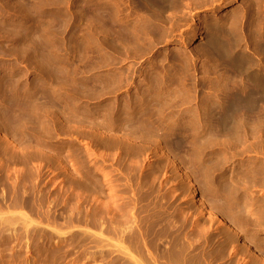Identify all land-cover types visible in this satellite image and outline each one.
Returning <instances> with one entry per match:
<instances>
[{
	"label": "rangeland",
	"instance_id": "obj_1",
	"mask_svg": "<svg viewBox=\"0 0 264 264\" xmlns=\"http://www.w3.org/2000/svg\"><path fill=\"white\" fill-rule=\"evenodd\" d=\"M160 1L147 0L146 7L144 0H0V70L14 73L0 77V264H110L108 251L117 253V244L130 264H264V135L255 125L247 140L242 131L237 142L219 140L199 119L220 77L227 83L246 77L228 69L210 41L233 44L231 52L252 56L256 68L264 0ZM128 131L133 138L123 135ZM174 134L184 143L170 141ZM162 144L191 167L211 206L232 219L240 231L234 243L232 231L191 195ZM225 180L236 185L219 189ZM109 219L122 229L109 231ZM131 223L141 237L132 239Z\"/></svg>",
	"mask_w": 264,
	"mask_h": 264
},
{
	"label": "bare ground",
	"instance_id": "obj_2",
	"mask_svg": "<svg viewBox=\"0 0 264 264\" xmlns=\"http://www.w3.org/2000/svg\"><path fill=\"white\" fill-rule=\"evenodd\" d=\"M115 1V0H114ZM132 1V0H131ZM135 1H138V0H135ZM143 0H141V2H142ZM158 1H160V0H158ZM162 1V0H161ZM160 1V2H161ZM166 1H168V0H165V1H162V2H166ZM180 1V0H179ZM59 2V1H58ZM57 2V3H58ZM61 2V1H60ZM147 3V5H148V2H147V0L145 1L144 0V2L143 3H141V4H144V3ZM153 2V1H152ZM117 3V2H116ZM146 3H145V5L144 6H146L147 7V5H146ZM153 3H155V2H153ZM153 3H150V4H153ZM157 3H159V2H157ZM156 3V4H157ZM109 4V3H108ZM150 4H149V6H150ZM163 4V3H162ZM182 4V3H181ZM68 5V4H67ZM112 5V4H111ZM114 5V4H113ZM119 5V4H118ZM128 5V4H127ZM166 5V4H165ZM176 5V4H175ZM56 6V5H55ZM61 6V5H60ZM142 6V5H141ZM154 6V5H153ZM112 7V6H111ZM117 7V6H116ZM146 7H145V9H146ZM152 7V6H151ZM151 7H148V9L150 8V9H153V8H151ZM155 8V7H154ZM163 8V7H162ZM36 9V8H35ZM132 9H133V7H132ZM109 10V9H108ZM118 10V9H117ZM135 10H137V9H135ZM140 10V9H139ZM142 10V9H141ZM147 10V9H146ZM134 11V10H133ZM112 12V11H111ZM114 12V11H113ZM122 12V11H121ZM157 12V11H156ZM28 13V12H27ZM119 13V12H118ZM34 14V13H33ZM75 14V13H74ZM114 14H116V13H114ZM114 14H112V15H114ZM164 14V13H163ZM110 15V14H109ZM183 15V14H182ZM107 16V15H106ZM116 16V15H115ZM139 16V15H138ZM36 17V16H35ZM108 18H109V16H107ZM106 17V18H107ZM129 17V16H128ZM145 17V16H144ZM151 17V16H150ZM150 17H147V18H150ZM60 18V17H59ZM70 18V17H69ZM102 18L104 19V16H102ZM105 18V19H106ZM111 18V17H110ZM113 18H114V16H113ZM92 19V18H91ZM127 19V18H126ZM129 19V18H128ZM137 19V18H136ZM167 19V18H166ZM106 20H109V19H106ZM106 20H104L105 22H106ZM135 20V19H134ZM148 20H150V19H147V21ZM164 20V19H163ZM36 21V20H35ZM104 21H101L100 20V23L99 24H103L104 23ZM110 21V20H109ZM112 21V20H111ZM145 21H146V19H145ZM159 21V20H158ZM83 22V21H82ZM101 22H103V23H101ZM113 22V21H112ZM129 22V21H128ZM131 22V21H130ZM129 22V23H130ZM56 23V22H55ZM98 23V22H97ZM96 23V24H97ZM124 23H126L125 21H124ZM133 22H131V24H132ZM258 23V22H257ZM85 24V23H84ZM95 24V23H94ZM107 24H109V23H107ZM128 24V23H127ZM130 24V25H131ZM144 24V23H143ZM151 24V23H150ZM73 25V24H72ZM104 25L105 24H103V27H104ZM125 25V24H124ZM129 25V26H130ZM258 25V24H257ZM57 26V25H56ZM134 26H135V24H134ZM142 26V25H141ZM88 27V26H87ZM102 27V26H101ZM136 27V26H135ZM94 28V27H93ZM130 28V27H129ZM146 28V27H145ZM46 29V28H45ZM87 29V28H86ZM111 29V28H110ZM137 29V28H136ZM149 29V28H148ZM139 30V29H138ZM146 30V29H145ZM162 30V29H161ZM228 30V29H227ZM113 31V30H112ZM137 31V30H136ZM160 31V30H159ZM94 32V31H93ZM121 32V31H120ZM131 32V31H130ZM157 32V31H156ZM214 32V31H213ZM118 33V32H117ZM255 33V32H254ZM86 34V33H85ZM89 34V33H88ZM91 34V33H90ZM140 34V33H139ZM142 34V33H141ZM149 34V33H148ZM151 34V33H150ZM215 34H216V32H215ZM135 35V34H134ZM138 35V34H137ZM145 35V34H144ZM217 35V34H216ZM246 35V34H245ZM114 36V35H113ZM37 37V36H36ZM133 37H135V36H133ZM132 37V38H133ZM142 37V36H141ZM200 37V36H199ZM216 37V36H215ZM230 37V36H229ZM78 38V37H77ZM127 38V37H126ZM156 38V37H155ZM83 39V38H82ZM134 39V38H133ZM115 40V39H114ZM147 40V39H146ZM90 41V40H89ZM119 41V40H118ZM129 41V40H128ZM131 41V40H130ZM233 41V40H232ZM241 41V40H240ZM82 42V41H81ZM53 43V42H52ZM218 43V38L216 37L215 39H213L212 41H210V43H209V46L210 47H212L213 49L214 48H216L217 46H219L221 49H220V53H221V55H222V57H223V59H224V62H223V59H222V62L223 63H225V66H227L228 67V69H230L232 72H234V70L235 71H237V72H240L241 74H243V76H246V77H244V79H243V77H240V76H238V77H240V78H236V81H235V79L233 80V81H235V82H233V83H227V81L229 82V79L230 78H228V80L226 81V77H220V80H221V83H220V87H217V85H216V90L214 89V90H212V91H214V92H212V93H208L207 94V97H206V104L207 105H205V108L203 109L204 111H203V114H201V116H200V121L202 120L203 122H201V124H204V126H206L208 129H207V133H209V134H211V133H214L215 135H213V136H217L218 137V139L220 140V139H222V138H220V137H222L223 135H225V138H227L226 137V135L227 136H229V138H230V136H231V138L233 139V137H235V138H237V139H240V137H241V131H242V136H243V139H245L246 138V136L247 135H249V128H251L252 130H254L252 127L254 126V127H256V128H258L259 130H260V132H259V134L260 135H264V35H262V37H261V39H260V43H259V49L261 50V53H262V55H263V58H260L262 61L260 62V64L258 63V62H256V64H259L258 66H256V68H255V63H254V61L255 60H253V59H251L252 58V56H251V58L250 57H242V56H238L237 54H235V53H232L231 52V48L233 47V44H232V46L230 47V48H228V46L226 47V46H223V47H221V44H217ZM228 43V42H227ZM229 43H230V41H229ZM231 43H233V42H231ZM230 43V44H231ZM62 45V44H61ZM125 45V44H124ZM243 45H244V43H243ZM70 46V45H69ZM76 46V45H75ZM74 47V46H73ZM85 47V46H84ZM97 47V46H96ZM101 47V46H100ZM123 47V46H122ZM147 47V46H146ZM71 48V47H70ZM87 48V47H86ZM125 48H127V47H125ZM234 48V47H233ZM65 49V48H64ZM74 49V48H73ZM84 49V48H83ZM212 49V50H213ZM217 49H219V48H217ZM202 50V49H201ZM43 51V50H42ZM145 51V50H144ZM180 53V52H179ZM87 54H88V52H87ZM216 54V53H215ZM245 54V53H244ZM251 54V53H250ZM72 55V54H71ZM213 55V54H212ZM37 56V55H36ZM64 56V55H63ZM186 56V55H185ZM214 56V55H213ZM218 56V55H217ZM179 57V56H178ZM188 57V56H187ZM215 57V56H214ZM55 58V57H54ZM185 58V57H184ZM65 59V58H64ZM159 60V59H158ZM221 60V59H220ZM59 61V60H58ZM177 61V60H176ZM259 61V60H258ZM221 62V63H222ZM192 63V62H191ZM183 64V63H182ZM187 64V63H186ZM227 64V65H226ZM224 65V64H223ZM188 66V65H187ZM4 67V66H3ZM3 67H1L2 68V70H0V77H7L8 78V76H11L12 74H14L13 73V71H11V70H6L5 68H3ZM217 67V66H216ZM222 67V66H221ZM209 68H210V66H209ZM223 68V67H222ZM38 69V68H37ZM51 69V68H50ZM190 69V68H189ZM227 69V68H226ZM227 69V70H228ZM65 70V69H64ZM70 70V69H69ZM188 70V69H187ZM229 70V71H230ZM1 71H3V74L1 73ZM228 71V72H229ZM67 72V71H66ZM184 72V71H183ZM236 72V73H237ZM56 73V72H55ZM207 73V72H206ZM162 74V73H161ZM239 74V73H238ZM157 75V74H156ZM156 75H154V77L156 76ZM240 75V74H239ZM45 76L46 75H44V78H45ZM170 76V75H169ZM232 76H234L233 74H232ZM252 76V77H251ZM13 77V76H12ZM47 77V76H46ZM51 77V76H50ZM153 77V76H152ZM156 77H158V75L156 76ZM155 77V78H156ZM171 77V76H170ZM189 77V76H188ZM236 77V76H235ZM52 78V77H51ZM143 78V77H142ZM141 78V79H142ZM151 78V77H150ZM159 78V77H158ZM161 78V77H160ZM159 78V79H160ZM246 78V79H245ZM41 79H42V77H41ZM41 79H39V80H41ZM47 80H48V78H46ZM50 79V78H49ZM113 80H114V77L112 78ZM162 79V78H161ZM159 80V81H162V80ZM177 79V78H176ZM233 79V78H232ZM47 80H44V82L46 83L47 82ZM73 80V79H72ZM123 80V79H122ZM156 80V79H155ZM173 80V79H172ZM1 81H3V83H4V80H1ZM6 81V80H5ZM38 81V80H37ZM41 81H43V80H41ZM49 81V80H48ZM111 81V80H110ZM177 81V80H176ZM181 81V80H180ZM183 81H184V79H183ZM187 81V80H186ZM232 81V80H231ZM39 82V81H38ZM113 82H116V78H115V80L113 81ZM153 82V81H152ZM151 82V83H152ZM154 82H156V81H154ZM157 82H158V79H157ZM170 82V81H169ZM189 82V81H188ZM2 82H0V84H1ZM41 84L43 83V82H40ZM44 83V84H45ZM49 83V82H48ZM51 83V82H50ZM53 83V82H52ZM81 83V82H80ZM86 83V82H85ZM150 83V84H151ZM185 83V82H184ZM12 84V83H11ZM43 84V86H45ZM74 84V83H73ZM77 84V83H76ZM116 84L118 85V83L116 82ZM149 84V83H148ZM158 84V83H157ZM160 85L162 84V82H160L159 83ZM158 84V85H159ZM168 84V83H167ZM2 85V84H1ZM47 85H49L50 86V84H47ZM52 85V84H51ZM112 85H114V84H112ZM121 85V84H120ZM140 85V84H139ZM146 85V84H145ZM157 85V86H158ZM159 85V86H160ZM183 85V84H182ZM190 85V84H189ZM11 86V85H10ZM38 86V85H37ZM60 86V85H59ZM74 86V85H73ZM93 86V85H92ZM148 86V85H147ZM146 86V87H147ZM156 86V87H157ZM158 86V87H159ZM162 86V85H161ZM160 86V87H161ZM219 86V85H218ZM7 87V86H6ZM5 87V88H6ZM57 87V86H56ZM55 86H54V89H57ZM115 87V86H114ZM157 87V88H158ZM178 87V86H177ZM187 87V86H186ZM119 88V87H118ZM155 88V87H154ZM48 89V88H47ZM102 89V88H101ZM104 89V88H103ZM147 89H149L148 87H147ZM151 89V88H150ZM150 89H149V92H150ZM187 89V88H186ZM188 89H190V88H188ZM87 90V89H86ZM91 90V89H90ZM152 90V89H151ZM159 90V89H158ZM172 90V89H171ZM32 91V90H31ZM47 91V90H46ZM57 91V90H56ZM56 91H55V93H56ZM102 91V90H101ZM47 92H49V91H47ZM93 92V91H92ZM152 92V91H151ZM150 92V93H151ZM172 92V91H171ZM198 92V91H197ZM32 93V92H31ZM43 92H41L40 93V95L42 94ZM50 94H51V92H49ZM52 93H53V90H52ZM145 93H147V91L145 92ZM145 93H143V95H145ZM149 93V94H150ZM154 92H152V94H153ZM189 93V92H188ZM45 94V93H44ZM57 94V93H56ZM56 94H54V95H56ZM75 94V93H74ZM148 94V93H147ZM146 94V95H147ZM148 94V95H149ZM156 94V93H155ZM155 94L154 95H150V96H152L153 98L155 97ZM190 94H191V92H190ZM40 95H37V97H41ZM47 95V94H46ZM53 95V96H54ZM58 95V94H57ZM56 95V96H57ZM72 95V94H71ZM147 95V96H148ZM182 95V94H181ZM28 96V95H27ZM59 96V95H58ZM134 96V95H133ZM132 96V100H133V97ZM162 96V95H161ZM6 97V96H5ZM44 97V96H43ZM42 97V98H43ZM50 97H52L51 95H50ZM55 97V96H54ZM89 97V96H88ZM130 97V99H131V96H129ZM128 97V98H129ZM151 97V98H152ZM167 97V96H166ZM170 97V96H169ZM35 98V97H34ZM41 98V102H42V99ZM46 98H48V97H45V99ZM53 98V97H52ZM59 99H56V97H55V99L58 101V100H60V97H58ZM65 98V97H64ZM147 98V97H146ZM197 98V97H196ZM38 99V98H37ZM49 99V98H48ZM47 99V100H48ZM51 99V98H50ZM54 99V98H53ZM149 99V98H148ZM155 99V98H154ZM180 99V98H179ZM190 99V98H189ZM12 101H13V99H11ZM15 100V99H14ZM39 100V99H38ZM52 100V99H51ZM50 100V101H51ZM55 100V101H56ZM70 100V99H69ZM127 100V99H126ZM161 100V99H160ZM159 100V101H160ZM172 100V99H171ZM176 100V99H175ZM25 101V100H24ZM50 101H48L49 103H50ZM52 101H54V100H52ZM51 101V102H52ZM56 101V102H57ZM62 101H63V99H62ZM67 101V100H66ZM72 101V99L69 101V102H71ZM77 101V100H76ZM75 101V102H76ZM114 101V100H113ZM125 101V100H124ZM128 101H130L129 99H128ZM29 102V101H28ZM32 102V101H31ZM38 102V101H37ZM40 102V101H39ZM46 102V101H45ZM64 102H65V99H64ZM11 103V102H10ZM12 103H14V102H12ZM12 103L11 104H9V105H11V107H9V105H8V107L9 108H13L14 106V104L12 105ZM132 103V102H131ZM134 103H136V101L134 102ZM157 103H158V101H157ZM184 103V102H183ZM6 104V103H5ZM51 104H53V103H51ZM68 104V103H67ZM106 104V103H105ZM170 104H172V103H170ZM69 105H70V103H69ZM112 105V104H111ZM110 105V106H111ZM114 105V104H113ZM112 105V106H113ZM45 106V105H44ZM54 106V105H53ZM52 106V107H53ZM86 106V105H85ZM157 106V105H156ZM173 106V105H172ZM8 107H5L7 110H8ZM47 107H48V105H47ZM50 107V106H49ZM59 107H61V105L59 106ZM65 107V106H64ZM93 107V106H92ZM97 107V106H96ZM122 107V106H121ZM137 107V106H136ZM4 107H3V109H5ZM56 108V107H55ZM66 108V107H65ZM103 108V107H102ZM117 108V107H116ZM140 108H141V106H140ZM3 109H1V110H3ZM11 109H9V110H11ZM14 109V108H13ZM56 109H58L59 110V108H56ZM73 109V108H72ZM77 109V108H76ZM75 109V110H76ZM99 109V108H98ZM110 109H112V108H110ZM121 109V108H120ZM132 109V108H131ZM144 109V108H143ZM164 109H166V108H164ZM8 110V111H9ZM15 110V109H14ZM14 110H12V111H14ZM65 110V109H64ZM86 110H88V109H86ZM172 110V109H171ZM6 110H4V112H5ZM26 111V110H25ZM71 111V110H70ZM95 111V110H94ZM197 111H202V110H197ZM39 113L38 114H41L40 113V111H38ZM59 112V111H58ZM61 112V111H60ZM62 112H63V110H62ZM193 112V111H192ZM195 112H196V110H195ZM6 113V115H7V111L5 112ZM4 113V114H5ZM13 112H11V114H12ZM95 113V112H94ZM104 113H106V112H104ZM114 113V112H113ZM127 113V112H126ZM170 113V112H169ZM197 113V112H196ZM200 113V112H199ZM8 114H10V112H8ZM10 114V118H12L11 116H13V114L11 115ZM56 114H60V113H56ZM125 114V113H124ZM183 114V113H182ZM195 114V113H194ZM193 114V117H195L194 119H197L198 118V116L196 117L195 115ZM6 115H4L5 117H6ZM16 115V114H15ZM19 115V114H18ZM41 115H43V114H41ZM79 115V114H78ZM77 115V116H78ZM95 115V114H94ZM158 115H160V113L158 114ZM198 115V114H197ZM1 116V115H0ZM111 116V115H110ZM181 116V115H180ZM14 117V116H13ZM16 117H20V116H16ZM15 117V118H16ZM58 117H60V116H58ZM66 117H67V115H66ZM79 117V116H78ZM81 117V116H80ZM79 117V118H80ZM146 117L149 119V117L151 118V116H148V115H146ZM154 117V116H153ZM44 118V117H43ZM51 118V117H50ZM62 119H63V117H61ZM71 118H72V116H71ZM78 118V119H79ZM81 118H83V116L81 117ZM81 118H80V122L81 121H83V120H81ZM141 118H142V115H141ZM163 117H160V120L162 119ZM191 118V117H190ZM1 119V118H0ZM2 119H4L3 117H2ZM6 119H9L8 117L6 118ZM13 119V118H12ZM28 119V118H27ZM52 119V118H51ZM60 119V118H59ZM92 119V118H91ZM106 119H108V118H106ZM153 119V118H152ZM159 118H157V120H158ZM166 119H168V118H166ZM174 119V118H173ZM179 119V118H178ZM199 119H197L198 121H199ZM40 120V119H39ZM53 120V119H52ZM65 120H67V119H65ZM159 120V121H160ZM190 120V119H189ZM192 120V119H191ZM4 121V120H3ZM19 121V120H18ZM24 122V119L22 120V118H21V120H20V122ZM105 121V120H104ZM150 121V120H149ZM156 121V120H155ZM183 121V120H182ZM198 121H196L197 122V124H198ZM2 122V121H1ZM11 123H12V121H10ZM45 122V121H44ZM53 122H55V119H54V121ZM108 122V121H107ZM125 122V121H124ZM152 122V121H151ZM183 122H185V121H183ZM3 123V122H2ZM43 123V122H42ZM59 123V122H58ZM74 123V122H73ZM106 123V122H105ZM111 123H112V121H111ZM141 123V122H140ZM177 123V122H176ZM195 123V122H194ZM200 123V122H199ZM9 124V123H8ZM13 124V123H12ZM16 124V123H15ZM20 124V123H19ZM32 124V123H31ZM41 124V123H40ZM70 124V123H69ZM75 124H76V122H75ZM89 124V123H88ZM107 124V123H106ZM152 124V123H151ZM158 124H160V123H158ZM164 124V123H163ZM167 124H168V122H167ZM182 124V123H181ZM189 124V123H188ZM18 124H16V126H17ZM47 125V124H46ZM82 125H83V123H82ZM81 125V126H82ZM94 124H92V126H93ZM117 125V124H116ZM136 125L138 126V124L136 123ZM157 125V124H156ZM162 125V124H161ZM256 125V126H255ZM1 126V125H0ZM11 126V125H10ZM14 126V125H13ZM20 126H21V124H20ZM25 126H26V122H25ZM43 126V125H42ZM58 126V125H57ZM80 126V127H81ZM96 126V125H95ZM143 126V125H142ZM157 126H159V125H157ZM164 126V125H163ZM170 126V125H169ZM201 126V125H200ZM9 127V126H8ZM22 128H23V125L21 126ZM21 127H17V128H21ZM35 127V126H34ZM49 127V126H48ZM50 127H51V125H50ZM60 127V126H59ZM69 127V126H68ZM75 127V126H74ZM97 127V126H96ZM124 127H125V125H124ZM130 127V126H129ZM148 127V126H147ZM153 127V126H152ZM170 127H172V126H170ZM187 127V126H186ZM203 127V126H202ZM6 128V127H5ZM33 128V127H32ZM131 128V127H130ZM153 128H155V127H153ZM160 128V127H159ZM191 128V127H190ZM28 129V128H27ZM26 129V130H27ZM36 129V128H35ZM39 129H41V128H39ZM46 129V128H45ZM44 129V130H45ZM52 129V128H51ZM121 129H122V127H121ZM163 129V128H162ZM165 129H166V127H165ZM172 129V128H171ZM205 129V128H204ZM203 129V130H204ZM250 129V130H251ZM258 129L256 130L257 132H258ZM44 130H43V132H44ZM59 130H61V129H59ZM93 130V129H92ZM91 130V131H92ZM127 130V129H126ZM144 130V129H143ZM153 130V129H152ZM156 130V129H155ZM251 130V132L252 133H254L253 131ZM31 131V130H30ZM121 131V130H120ZM146 131V130H145ZM154 131V130H153ZM153 131H152V133H151V135H153L154 133H153ZM184 131V130H183ZM11 132V131H10ZM147 132V131H146ZM165 132V131H164ZM169 132V131H168ZM250 132V133H251ZM14 133V132H13ZM18 133V132H17ZM59 133H60V131H59ZM59 133H57V134H59ZM121 133V132H120ZM135 133V132H134ZM161 133V132H160ZM204 131H203V135H204ZM20 134V133H19ZM27 134V133H26ZM46 134V133H45ZM79 134V133H78ZM82 134V133H81ZM149 134V133H148ZM156 134H157V132H156ZM159 134V133H158ZM199 134V133H198ZM207 135L208 137L210 136V135ZM13 135V134H12ZM21 135V134H20ZM72 135V134H71ZM74 135V134H73ZM123 135H126V136H128V137H132L133 138V136H132V133L130 132V131H128V132H126V133H124ZM142 135V134H141ZM155 135V134H154ZM171 135H173L172 133H171ZM183 135V134H182ZM201 135V134H200ZM260 135H259V137H260ZM8 138H9V140H13L12 138H10L9 136H8V134L6 135ZM38 136V135H37ZM79 136V135H78ZM119 136V135H118ZM157 136V135H156ZM193 136V135H192ZM207 136L205 137V138H207ZM261 136V137H262ZM34 137V136H33ZM45 137V136H44ZM54 137V136H53ZM116 137V136H115ZM120 137V136H119ZM122 137V136H121ZM120 137V138H121ZM124 137V136H123ZM122 137V138H123ZM150 137V136H149ZM159 137H161V136H159ZM186 137V136H185ZM191 137V136H190ZM245 137V138H244ZM248 137V136H247ZM27 138V137H26ZM38 138H39V136H38ZM43 138V137H42ZM125 138V137H124ZM129 138V139H130ZM140 138H141V136H140ZM144 138H145V136H144ZM171 138V140L170 141H172L173 143H177V144H182V142H183V139L182 138H180V137H175V134H174V137H170ZM195 138V137H194ZM212 138H214V137H212ZM216 138V137H215ZM214 138V139H215ZM230 138V139H231ZM16 139V138H15ZM77 139V138H76ZM126 139V138H125ZM138 139V138H137ZM148 139V138H147ZM161 139V138H160ZM207 139H209V138H207ZM207 139H204V142H206V141H208ZM223 139H224V136H223ZM39 140V139H38ZM119 140V139H118ZM159 140V139H158ZM198 140V139H197ZM206 140V141H205ZM216 140H217V138H216ZM226 140V139H225ZM224 140V141H225ZM240 140H242V139H240ZM246 140H247V138H246ZM34 141V140H33ZM69 141V140H68ZM107 141V140H106ZM110 141V140H109ZM129 141H131V140H129ZM150 141V140H149ZM153 141H155V140H153ZM194 141V140H193ZM233 141H236L237 142V140H234L233 139ZM37 142V141H36ZM40 142V141H39ZM64 142V141H63ZM74 142V141H73ZM126 142V141H125ZM135 142V141H134ZM184 143V142H183ZM239 143V142H238ZM120 144V143H119ZM156 144H158V143H156ZM229 144V143H228ZM241 144V143H240ZM9 145V144H8ZM7 145V146H8ZM37 145H38V142H37ZM36 145V146H37ZM171 145V144H170ZM215 145V144H214ZM35 146V147H36ZM133 146V145H132ZM151 146V145H150ZM193 146H195V145H193ZM10 146H8V148H9ZM27 147V146H26ZM44 147V146H43ZM72 148V147H71ZM115 148V147H114ZM168 148V146H166L165 144H162V149L167 153V155H168V157H169V160L171 161V163H174L176 166H178V167H180V168H182V171H183V175H184V178H185V180L188 182V184H189V187H190V192H191V195H193V196H195L196 197V200L198 201V203L203 207V210L207 213V214H209V215H211V216H213V217H215L217 220H218V222H219V224L221 225V226H223L224 228H228V230H230V231H232L230 234H229V236H230V238H231V241L230 242H232L233 241V243H234V241L236 240V237H238L239 236V234H240V231L238 230V228L233 224L234 222H232L227 216H226V213H223V212H219V210H217V209H214L212 206H211V204H210V202L208 201V199L206 198V196L205 195H201V193H200V187H199V185H198V183L196 182V179H195V177H194V174H193V172H192V170L190 169L191 167H189V166H186V165H182V163H180V161L178 160V158L175 156V154H173L170 150H169V148ZM172 148V147H171ZM194 148V147H193ZM263 148V147H262ZM118 149V148H117ZM203 149V148H202ZM232 150V149H231ZM116 151H114V153H115ZM117 153V152H116ZM123 153V152H122ZM199 153V152H198ZM227 154V153H226ZM237 155V154H236ZM10 156H13L12 154L10 155ZM209 156V155H208ZM242 156V155H241ZM14 157H16L15 155H14ZM13 157V158H14ZM114 157H115V155H114ZM228 157V156H227ZM13 158H11V159H13ZM25 158V157H24ZM247 158V157H246ZM198 159V158H197ZM201 159V158H200ZM135 160V159H134ZM20 161V160H19ZM190 162H191V160H190ZM209 162V161H208ZM136 163V162H135ZM245 163V162H244ZM246 164V163H245ZM254 164V163H253ZM206 165V164H205ZM205 165H204V167H205ZM129 166V165H128ZM192 166V165H191ZM197 166V165H196ZM199 166H200V164H199ZM215 166V165H214ZM245 166V165H244ZM136 167V166H135ZM201 167V166H200ZM203 167V168H204ZM193 168V167H192ZM206 168V167H205ZM205 168H204V170H205ZM243 168V167H242ZM263 168V167H262ZM209 169V168H208ZM254 169H255V167H254ZM258 169V168H257ZM110 170V169H109ZM203 170V171H204ZM206 170H207V168H206ZM259 170V169H258ZM30 172V171H29ZM28 172V173H29ZM255 172V171H254ZM204 174L205 175H207L205 172H204ZM257 174V173H256ZM209 175V174H208ZM106 176H108V174H106ZM210 176V175H209ZM255 176V175H254ZM204 177V176H203ZM206 178V177H205ZM252 178H253V176H252ZM248 179V178H247ZM261 179H262V177H261ZM23 180V179H22ZM21 180V181H22ZM248 180H250V179H248ZM16 181V180H15ZM141 181V180H140ZM207 181V185L206 186H204L205 187V189H207V190H209V186H211V184H210V182L212 183V181H211V179H209V178H207V180H205V182ZM228 181V182H227ZM230 180H225V182H220L218 185H219V189H223L224 187H228L229 185H231V186H233V185H236L235 184V180H231L232 182H229ZM247 181V180H246ZM251 181V180H250ZM142 183V182H141ZM217 183H218V181H217ZM214 184V183H213ZM213 184H212V186H213ZM15 185V184H14ZM13 185V186H14ZM245 185V184H244ZM24 186V185H23ZM208 186V187H207ZM216 186H217V184H216ZM230 186V187H231ZM249 186V185H248ZM111 187H113L112 186V184H111ZM203 187V188H204ZM236 187V186H235ZM213 188V187H212ZM12 189V188H11ZM19 189V188H18ZM112 189V191L114 190L113 188H111ZM141 189V188H140ZM216 189V188H215ZM229 189V188H228ZM232 189H235V188H232ZM231 189V190H232ZM25 190V189H24ZM206 190V191H207ZM211 190V189H210ZM224 190V189H223ZM23 191V190H22ZM27 191V190H26ZM219 191V190H218ZM13 192V191H12ZM28 192V191H27ZM30 192V191H29ZM144 192V191H143ZM211 192V191H210ZM215 192V191H214ZM251 192H252V190H251ZM24 193H26V192H24ZM206 193V192H205ZM227 193V192H226ZM140 194V193H139ZM143 194V193H142ZM26 195V194H25ZM35 195L33 194V196L32 197H34ZM218 196V195H217ZM224 196V195H223ZM21 197H25V196H21ZM27 197H30V196H27ZM138 197H139V195H138ZM211 197V196H210ZM214 197V196H213ZM222 197V196H221ZM252 197V196H251ZM251 197H250V195L249 196H245L244 198H245V200H247V202L248 201H250L251 202ZM26 198V197H25ZM219 198V197H218ZM32 198H30V200H29V202H28V200L26 199V202L27 203H30V201H34V199L33 200H31ZM217 199V198H216ZM224 200H225V197H224ZM244 200V201H245ZM138 201H140V200H138ZM262 201V200H261ZM230 202H231V200H230ZM246 202V201H245ZM263 202V201H262ZM223 203H224V201H223ZM229 203V202H228ZM252 203H253V201H252ZM111 205H112V203H110ZM114 204V203H113ZM117 204V203H116ZM119 204V203H118ZM225 204H226V202H225ZM230 204V203H229ZM250 204V203H249ZM255 204V203H254ZM227 205V204H226ZM253 205V204H252ZM251 205V206H252ZM113 206V205H112ZM221 208H222V206L221 205H219ZM228 206V205H227ZM226 206V207H227ZM147 207V206H146ZM165 207V206H164ZM225 207V208H226ZM262 207V206H261ZM115 208V207H114ZM160 208V207H159ZM225 208H223V210L225 209ZM107 209V208H106ZM117 209V208H116ZM118 209H119V207H118ZM167 209H169V208H167ZM109 210H111V208L109 209ZM137 210V209H136ZM138 210H140V209H138ZM222 210V209H221ZM222 210V211H223ZM260 210V209H259ZM108 211V210H107ZM142 211V210H141ZM15 212V211H14ZM16 212H18V211H16ZM139 212V211H138ZM176 212V211H175ZM225 212H229L228 211V207H227V211H225ZM259 212V211H258ZM110 213H111V211H110ZM118 213H120V212H118ZM144 213V212H143ZM240 213H242V212H240ZM21 214V213H20ZM114 214H115V212H114ZM117 214V213H116ZM137 214V213H136ZM145 214V213H144ZM149 214V213H148ZM234 213H232L231 215H233ZM239 214V213H238ZM246 214V213H245ZM25 215V216H24ZM118 215V214H117ZM160 215V214H159ZM228 215V214H227ZM229 215H230V213H229ZM228 215V216H229ZM149 216V215H148ZM175 216V215H174ZM249 216V215H248ZM247 216V217H248ZM258 216H260L259 214H258ZM23 217H25V219H26V221L28 220H30V219H28V217H27V215L26 214H23ZM109 217V216H108ZM139 217V216H138ZM112 218V217H111ZM120 218H121V216H120ZM152 218V217H151ZM166 218V217H165ZM171 218V217H170ZM234 218V217H233ZM251 218V217H250ZM135 219V218H134ZM168 219V218H167ZM240 219V218H239ZM110 220V219H109ZM133 220V219H132ZM131 220V221H132ZM237 220V219H236ZM236 220H234V221H236ZM25 221V224L27 225V229H28V226L30 225V223H28V221L26 222ZM165 221H166V219H165ZM168 221V220H167ZM31 222V221H30ZM113 221L112 220H110V223H109V227H107V228H109L108 230L109 231H113L114 230V228L115 227H118L119 229H122V224H121V222L119 223V225L118 226H115V227H113V223H112ZM147 222V221H146ZM181 222V221H180ZM107 223H108V221H107ZM133 223V222H132ZM130 224V228H129V231L131 232V234H133V237H132V239H137L139 236L141 237V232L139 231V233H140V235H139V233L138 232H136L135 231V229L136 228H133V224H135V223H133V224ZM115 224V223H114ZM116 225V224H115ZM149 225V224H148ZM152 225V224H151ZM159 225V224H158ZM185 226V225H184ZM135 227V226H134ZM152 227V226H151ZM176 229V228H175ZM178 229V228H177ZM223 229V228H222ZM153 230V229H152ZM180 230V229H179ZM224 230H226V229H224ZM154 231V230H153ZM205 231V230H204ZM224 232V231H223ZM145 233V232H144ZM157 233V232H156ZM146 234V233H145ZM135 235V236H134ZM139 235V236H138ZM153 236V235H152ZM229 236H228V238H229ZM150 237H151V234H150ZM149 237V238H150ZM155 237V236H154ZM170 237V236H169ZM196 237V236H195ZM151 240V239H150ZM189 240V239H188ZM190 240H191V238H190ZM199 240V239H198ZM229 240V239H228ZM154 241V240H153ZM160 241V240H159ZM191 242V241H190ZM217 242V241H216ZM219 242V241H218ZM157 243V242H156ZM177 243V242H176ZM250 243V241L248 240L247 241V244H249ZM150 244H154V242L153 243H150ZM158 245V244H157ZM259 245V244H258ZM206 246V245H205ZM187 247V246H186ZM208 247V246H207ZM171 248H172V246H171ZM189 249V248H188ZM116 251H118L117 253H113V249L111 248L109 251H108V255L107 256H109L110 257V261H109V263L110 264H130L128 261H126V259L123 257V255H122V245L121 244H117V250ZM207 251V250H206ZM189 252V251H188ZM199 252V251H198ZM195 253V252H194ZM197 254V253H196ZM203 255V254H202ZM205 256V255H204ZM214 256V255H213ZM45 260V259H44ZM25 263V262H24ZM27 264H28V262H26ZM32 264V263H31Z\"/></svg>",
	"mask_w": 264,
	"mask_h": 264
}]
</instances>
